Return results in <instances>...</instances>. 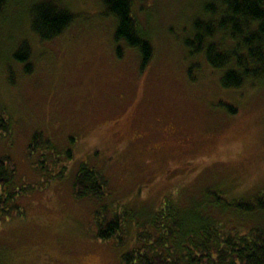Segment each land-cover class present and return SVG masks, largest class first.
Returning a JSON list of instances; mask_svg holds the SVG:
<instances>
[{
    "label": "rangeland",
    "instance_id": "obj_1",
    "mask_svg": "<svg viewBox=\"0 0 264 264\" xmlns=\"http://www.w3.org/2000/svg\"><path fill=\"white\" fill-rule=\"evenodd\" d=\"M215 1L133 0L154 49L142 69L139 52L117 43L104 0H6L0 119L9 123L0 158L10 157L32 189L21 199L24 216L0 223V264H120L156 217L175 246L199 217L231 235L264 234V82L224 88L222 72L190 58L183 42ZM43 3L75 15L50 41L31 23ZM43 160L52 167L41 173ZM82 164L103 175V199L74 196ZM234 200L258 209L239 210ZM114 214L126 220L121 238H96Z\"/></svg>",
    "mask_w": 264,
    "mask_h": 264
},
{
    "label": "trees",
    "instance_id": "obj_2",
    "mask_svg": "<svg viewBox=\"0 0 264 264\" xmlns=\"http://www.w3.org/2000/svg\"><path fill=\"white\" fill-rule=\"evenodd\" d=\"M5 2L0 0V12ZM104 4L107 15L115 20L117 43L124 42L127 47L136 49L144 69L150 63L154 49L133 11V0H104ZM32 14L33 31L44 41L59 37L75 19L70 11L52 3L35 6ZM192 29L193 35L183 41L189 57L204 56L212 68L222 72V87L240 89L248 83L264 82V0H217L206 4L202 17L194 21ZM121 49L117 47L119 57L122 56ZM226 108L228 113H236L230 105ZM7 123L0 119V132ZM35 144L34 140L30 145L32 150H35ZM46 147L51 145L46 144ZM50 165L43 160L35 165V169L38 167L44 173L52 167L49 168ZM53 176L49 174L46 182ZM31 189L32 186L19 175L14 161L8 156L1 157L0 223L24 216L21 199ZM73 193L77 199H103L108 195L107 182L100 172L82 164L74 179ZM219 201L215 198L212 203L218 205ZM231 206L251 212L258 209V204L252 206L250 202L240 200H234ZM259 208H264L262 203ZM125 222L123 214H114L104 227L102 220L96 238H121ZM196 222L199 223L196 232L185 234L183 241L175 246L167 240L169 227L156 217L152 233L147 232V238L141 240L137 249L126 253L120 264H264L263 232L231 235L215 219L199 217ZM159 224L161 232L157 230Z\"/></svg>",
    "mask_w": 264,
    "mask_h": 264
}]
</instances>
